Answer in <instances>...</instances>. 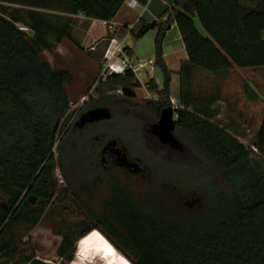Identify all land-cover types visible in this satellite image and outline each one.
I'll return each mask as SVG.
<instances>
[{
	"label": "trees",
	"instance_id": "obj_1",
	"mask_svg": "<svg viewBox=\"0 0 264 264\" xmlns=\"http://www.w3.org/2000/svg\"><path fill=\"white\" fill-rule=\"evenodd\" d=\"M125 1L0 0V241L12 226L38 224L47 207L57 205L65 212L72 205L90 226L82 231L58 226L54 232L61 238L56 250L61 262L73 259L79 239L98 231L130 264H264V193L242 205L233 187L226 193L222 180L225 172L251 159L264 168V116L252 142L253 153L225 126L212 121L211 115L195 108L188 111L185 97L194 71L215 75L232 68L264 67V0H177L163 21L139 23L131 31L139 40L150 29L156 30L154 66L163 84L158 89L153 81L145 83L157 101L125 102L117 109L146 117L147 129L162 109L170 107V72L162 58V45L172 25L180 34L187 61L180 67L183 108L176 111L174 136L184 149L175 154L198 158L205 169L202 182L196 177L197 184L189 188L172 185L144 158H139L141 172L120 171L124 182H114L113 172L102 179L96 165L99 140L92 136L93 130L77 135L67 130V88L73 75L67 69H52L42 53H52L63 39L79 51L83 48L70 37L68 23L61 28L51 26L44 13L110 22ZM138 2L146 5L148 0ZM18 25L32 35L19 31ZM123 51L131 57L128 48ZM102 83L126 93L141 87L130 71L111 75ZM92 145L97 146L95 151ZM56 165L61 172L63 166L72 170L73 184L65 178L68 188L56 190ZM130 177H139L142 183L133 186ZM195 193L198 205L190 199ZM30 199H35L33 205ZM0 259L1 264H48L5 242H0Z\"/></svg>",
	"mask_w": 264,
	"mask_h": 264
},
{
	"label": "rangeland",
	"instance_id": "obj_2",
	"mask_svg": "<svg viewBox=\"0 0 264 264\" xmlns=\"http://www.w3.org/2000/svg\"><path fill=\"white\" fill-rule=\"evenodd\" d=\"M124 7H126V3H124ZM44 15L49 17L50 14ZM197 27L201 30L198 25ZM72 47L77 51L75 46L72 45ZM42 56L52 69H67L73 75V83L67 88L70 102L66 117L70 118V121L78 117L83 110L102 108L109 111L112 118L107 123L106 121H102L95 126L80 130L81 134L90 128L93 130L92 136H95L99 140L98 149L101 144L100 142L114 136L120 140V144L126 148L131 158L139 161L141 168L142 162H140L139 158H144L151 168H155L154 170L162 177L164 176L165 180H169L172 185L189 188L194 186L196 177L200 181L204 179L205 169L198 164V158L195 157L194 161V159L179 156L169 151V154H173L170 157L168 151L154 140L153 134L149 133L150 126L147 129V125H145L148 121L146 117L137 112H129L125 109H120L119 111L117 109L118 105L125 102L130 105H143L150 100L157 101L158 97L154 93H151L145 85L146 73L152 68V64L149 61H147L145 68L140 71L139 81L142 82V85L140 84L141 87L134 90L135 96L130 99L122 94L120 87L109 88L102 83V80L105 81L109 77L106 72L108 61L99 63L98 66H86V63L93 64L90 57L73 55V52L70 51L61 58L45 51L42 53ZM167 70L170 72L171 83L169 85V93L172 96L170 107L174 110V121H176V111L183 108L180 101L181 89L179 94V76L176 69L170 71L167 68ZM154 75L158 81L161 79L157 71H154ZM135 81L138 82L137 80ZM186 91H188V94L185 95L188 102L187 109L188 111H193L195 107V95L193 93L192 75L190 88ZM245 138L249 139L248 136ZM59 140L60 134L58 133L53 148L55 160L59 156ZM91 147L95 151L97 146L92 145ZM185 149L194 156L193 151H190L188 146ZM143 165L146 166L144 163ZM196 167H198V171L195 170ZM196 171L198 172L197 175ZM72 174V170L67 166H63V172H61L56 165L53 173L56 190L60 188L61 181L63 180L67 179L73 184ZM130 178L133 186L142 183V179L139 177ZM120 180L124 182L125 179L121 176ZM222 180L226 193L230 194L233 187L235 196L242 205L251 203L256 199L257 195H263L264 193V168L259 167L254 159L225 172ZM0 195L2 194L0 193ZM198 198L199 195L196 193L190 197L191 200L197 202V205L200 203ZM71 207L72 205L70 209L62 212L60 206L51 205L46 208L38 224L35 226H12L6 230L0 242L16 246L24 254H33L35 259L48 264H130L126 258L113 249L110 243L98 231H92L79 239L73 259L70 262H61L56 255L61 238L54 232L58 229V226L61 224L74 226L77 228V231L85 230L90 226V221L84 220L83 215L77 209ZM114 241L117 243L116 239ZM119 246L129 259H134L130 251L125 250L121 245ZM2 262L3 260L0 259V264Z\"/></svg>",
	"mask_w": 264,
	"mask_h": 264
},
{
	"label": "crops",
	"instance_id": "obj_3",
	"mask_svg": "<svg viewBox=\"0 0 264 264\" xmlns=\"http://www.w3.org/2000/svg\"><path fill=\"white\" fill-rule=\"evenodd\" d=\"M176 1L148 0L146 5H141L137 0L138 5L130 9L126 0V7L123 4L110 22L91 20L82 15L48 13L50 14L47 17L49 24L61 28L68 23L70 37L83 48V51H76L71 43L63 39L50 54L61 58L70 51L73 55L90 57L93 64L86 63V66H98L99 63L109 62V53L116 44H120L123 48L130 50V59L144 63L145 66L147 61L152 64V68L146 73V82L153 81L158 89H161L162 76L154 66L156 30L150 29L139 40L133 38L131 31L135 30L139 23L151 24L163 21L166 17L165 13ZM162 54L166 67L170 71L176 69L178 72L180 94V67L187 61V55L180 34L174 25L165 35ZM154 71L160 74L159 81ZM192 80L195 95L194 108L211 115L212 121L225 126L227 133L236 136L249 149L254 148L252 142L264 116V67L232 68L225 73L215 75L194 71ZM137 81L142 85L139 79ZM170 99H172L171 95ZM246 136L249 139L245 138ZM253 153H256V150Z\"/></svg>",
	"mask_w": 264,
	"mask_h": 264
},
{
	"label": "flooded vegetation",
	"instance_id": "obj_4",
	"mask_svg": "<svg viewBox=\"0 0 264 264\" xmlns=\"http://www.w3.org/2000/svg\"><path fill=\"white\" fill-rule=\"evenodd\" d=\"M122 94L127 98H130V99L133 98L131 96L124 94L123 91H122ZM98 109H102V108H91V109L83 110V112H81L78 115V117H76L72 121H69L67 130H70V132L73 134H75L76 132L81 134L82 130L87 129V128L93 126L94 124H98L99 122L104 121V120L96 121L91 116V112L98 110ZM109 119H110V113H109V118L107 120H109ZM151 126H150V128H151ZM67 130H65V132ZM149 130H150L149 133L152 134L151 129H149ZM153 137H154V140L157 143H159L166 150H168L170 152H174V153H182L183 152V148L181 151L172 150L169 146L161 143L154 135H153ZM113 141L116 142L115 146H113L111 144V142H113ZM96 163H97L96 164L97 167H99L101 170L102 179L104 178L103 176H105V174H107V173L109 174V173L113 172L114 182L115 181L119 182L120 171H122L123 173H127L128 175H135L136 173L133 172L135 169L134 166L138 165L140 167L139 161L135 158L132 159L131 156L126 151V148L124 146H122L120 144V142L117 141V139H113V138H108V139L104 140L99 145L98 159H97ZM141 171H142V169L140 167L139 172H141ZM105 178H106V176H105ZM63 185H64V187H63ZM103 186H105V183H103ZM60 187L61 188H67L66 180L61 181Z\"/></svg>",
	"mask_w": 264,
	"mask_h": 264
},
{
	"label": "water",
	"instance_id": "obj_5",
	"mask_svg": "<svg viewBox=\"0 0 264 264\" xmlns=\"http://www.w3.org/2000/svg\"><path fill=\"white\" fill-rule=\"evenodd\" d=\"M28 35H32L30 31ZM124 94L134 97L135 93H126ZM91 116L96 121L107 120L109 118V112L107 109H98L91 112ZM152 134L163 144L169 146L172 150L181 151L182 145L174 136L175 129V121H174V110L171 107H166L161 110L158 121L151 126ZM113 146H115L116 142H111ZM134 173H138L140 171V167L138 165L134 166ZM31 205L35 203V199H30Z\"/></svg>",
	"mask_w": 264,
	"mask_h": 264
},
{
	"label": "built area",
	"instance_id": "obj_6",
	"mask_svg": "<svg viewBox=\"0 0 264 264\" xmlns=\"http://www.w3.org/2000/svg\"><path fill=\"white\" fill-rule=\"evenodd\" d=\"M138 5L137 0H127V6L130 9H134ZM17 28L23 33H29L30 31L21 25H18ZM123 47L120 44H116L113 50L109 53V62L106 67V72L109 76L111 75H122L126 71H130L135 80L139 79L140 71L144 69L145 64L141 62H136L128 58L124 51ZM107 53V52H106ZM118 63V65H115ZM252 151H255L254 148H251Z\"/></svg>",
	"mask_w": 264,
	"mask_h": 264
},
{
	"label": "bare ground",
	"instance_id": "obj_7",
	"mask_svg": "<svg viewBox=\"0 0 264 264\" xmlns=\"http://www.w3.org/2000/svg\"><path fill=\"white\" fill-rule=\"evenodd\" d=\"M98 242V241H97Z\"/></svg>",
	"mask_w": 264,
	"mask_h": 264
}]
</instances>
